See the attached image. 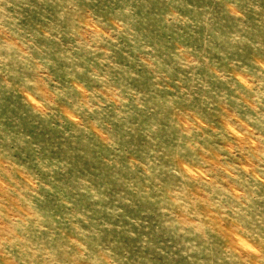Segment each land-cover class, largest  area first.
Returning <instances> with one entry per match:
<instances>
[{
	"label": "rangeland",
	"instance_id": "obj_1",
	"mask_svg": "<svg viewBox=\"0 0 264 264\" xmlns=\"http://www.w3.org/2000/svg\"><path fill=\"white\" fill-rule=\"evenodd\" d=\"M0 264H264V0H0Z\"/></svg>",
	"mask_w": 264,
	"mask_h": 264
}]
</instances>
